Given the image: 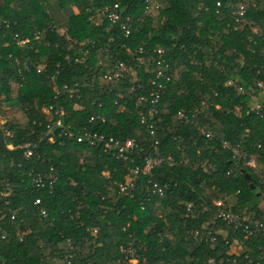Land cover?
Segmentation results:
<instances>
[{
	"label": "trees",
	"instance_id": "1",
	"mask_svg": "<svg viewBox=\"0 0 264 264\" xmlns=\"http://www.w3.org/2000/svg\"><path fill=\"white\" fill-rule=\"evenodd\" d=\"M115 2L0 0V109L16 106L25 118L22 123L7 121L0 126V264H128L130 259L135 264H208L210 259L227 264L233 259L228 255L232 237L242 243L239 260L248 255L264 264V234L249 239L240 232L232 234L230 227L215 219L213 205L223 195L234 198L235 194L234 212L246 209L264 221L258 203L264 194V119L253 112L246 115L241 104L245 98L225 86L230 78L243 86L264 84V26L260 23L264 0L248 16L250 22L261 24L259 35L247 27L241 32L228 29L229 11L224 4L217 7L214 0H164L162 10L142 22H137L142 17V0H124L120 10L132 17L134 25L130 39L116 30L106 33L104 22L94 24L96 10ZM37 33L39 41L34 40ZM24 40L28 42L20 46ZM139 47L154 57L156 49H163L164 59L172 66L173 78L165 84L155 117L154 138L138 118L144 106H138L137 100L145 90L132 84L131 77L102 94L97 83L86 85L93 74L107 70L102 65L104 50L115 61L135 67ZM40 65L44 69L38 72ZM145 71L144 66L135 68L141 77ZM74 83L80 85L79 99L53 91L54 86L60 90ZM75 104L84 107L81 115L63 118L75 131L86 127L116 139L134 140L146 153L153 154L154 148L161 153L163 164L153 171L152 179L138 178L132 198L118 195L116 186L125 181L128 165L99 150L66 138L55 137L53 142L43 138L31 158L23 157L19 147L28 140L37 141L46 131L42 109L52 105L71 115ZM234 105L241 106V117L233 114ZM120 107L123 111H118ZM178 112L196 115L199 121L205 118L213 141L199 138L192 125L178 118ZM101 114L104 123H88L91 116ZM3 129L13 133L8 140L13 150L6 147ZM223 142L242 143L246 161L254 158L256 167L244 166L241 159L234 162ZM203 160L212 161L216 170L203 173ZM228 171H232L229 177ZM36 176L44 188L32 184ZM153 183L168 186L163 196L152 193ZM37 199L39 205H35ZM201 226L213 233H230L229 243L220 236L215 242L193 240L190 232ZM66 240L75 247L72 259H66ZM128 246L133 255L119 251Z\"/></svg>",
	"mask_w": 264,
	"mask_h": 264
},
{
	"label": "built area",
	"instance_id": "2",
	"mask_svg": "<svg viewBox=\"0 0 264 264\" xmlns=\"http://www.w3.org/2000/svg\"><path fill=\"white\" fill-rule=\"evenodd\" d=\"M124 0H116L114 4L105 5L103 9L96 10L95 18L96 21L94 24L100 25L103 22L106 25L105 32H110L112 30L118 31L120 36L124 39H130L134 31L133 19L129 15H123L121 8V3ZM164 0H142V17L137 20V22H142L143 19L147 17H153L154 13L162 10ZM217 7H223L229 11V16L231 22L227 24V28L236 32H241L245 28H249L252 33L259 35L261 24L264 26V19L260 21L259 24H255L249 21V13L257 8L260 0H214ZM208 11V8H205ZM220 12L219 9L216 10V14ZM40 35L37 33L34 35V40L39 41ZM114 36L110 39V42H114ZM28 41L24 40L19 42L20 46L26 45ZM105 59L103 60V66L107 67V70L100 75L93 74L91 80L86 82V85L92 86V84L97 83L100 87V94L103 93L105 88H110L111 85H117L121 82L123 83L127 77H131L132 84H137L139 89L145 90L144 94L137 100V105H143L141 111L138 112V118L140 124L145 126L151 138L155 137V132L157 130V122L155 117L159 114V103L161 100V95L165 88V84L170 83L172 80V66L171 63L164 59V50L161 48L156 49L153 53H156L157 57L153 55L147 56L145 50L142 47H139L137 50V65L131 66L126 65L122 62L115 61L112 59V56H109L108 51H103ZM85 59H81L83 62ZM100 64V63H99ZM145 67V73L141 77L135 72V68ZM152 66V68H151ZM211 66L221 72L222 67L217 63H212ZM44 69L43 65L38 66V72H41ZM182 72L185 69L183 67L179 68ZM144 77L147 79L143 80ZM226 87L230 88L236 95L242 96L245 98V101H242V105L245 107V114L253 112L259 118L264 119V84L262 82H257L251 86L239 85L233 78H230L226 81ZM80 85L74 83L69 86L67 84L63 85L59 90L56 86L53 87V91H56L57 95L59 92L65 95L68 99L77 97L79 99ZM59 90V91H58ZM134 91V86L129 89V94ZM78 95V96H76ZM119 97H122V94H118ZM216 96V95H214ZM117 106V101L114 102ZM206 103L203 102L202 105ZM97 108H102L103 105L100 103L97 105ZM206 106V105H205ZM77 109V107L75 106ZM84 110V108H83ZM215 110H219V106H215ZM118 111H123V107L118 108ZM241 106L234 105L233 114L240 116ZM42 113L45 115L46 124L45 132L41 133L37 138V141H26L21 148L23 150V157L29 159L33 156L34 149L37 147V143L40 142L43 138H47L49 142H53L54 138L62 139L66 138L69 141H75L77 144L85 145L89 149L99 150L101 155L106 157L114 158L118 161L124 162L128 165L127 176L125 181L122 183H117V194L123 197L132 198L138 178L147 177L152 179L154 174L153 171L156 167L163 164L164 158L161 157V153L158 149H153V154L146 153L142 148L131 139L120 140L111 136H107L98 132H93L86 127H82L79 131H75L73 125L64 124L63 118L68 117V114L65 113L63 108L54 109L52 105L44 107ZM177 116L179 119H182L183 123L189 126H193L194 129L198 132V137L205 139L207 141H213L215 138L214 134L210 131L207 124L205 123L206 119L202 118V121L196 120V115H185L182 112H178ZM208 119H210L208 117ZM95 120H100L102 123L106 121L105 117L101 115L91 116L89 118V124L93 123ZM5 124V123H4ZM4 124H0L2 127ZM3 137L7 141L6 147L9 150H13V146L9 143L8 140L13 138L12 131L8 129H3ZM245 135L248 136V130L245 131ZM173 141H176V137H173ZM242 142V141H241ZM158 142H155L156 146ZM241 144L239 143L235 146L230 145L229 143L223 142V149L229 150L231 152V157L234 162L235 160L241 159L245 161L244 166L254 169L256 167V160L250 158L246 161L244 156V150L241 149ZM258 149H261V146L258 145ZM153 155V156H152ZM135 158L140 160L141 164H135ZM167 161L171 162V156H168ZM200 168L203 173L211 174L216 170V165L210 162L209 160H203L200 162ZM232 171H228L226 176H231ZM32 184L36 189H42L45 187L40 176L33 177L31 179ZM150 183V182H149ZM51 188V185H50ZM168 186L161 187L157 183L152 184V193L159 196H163L165 190ZM8 189V188H7ZM10 193V191H9ZM264 195V194H262ZM232 198L229 195H223V197L216 199L213 202L215 207L214 217L217 220H220L225 225L232 229V234L235 232H240L244 236V239H249L252 237H257L261 234H264V221L259 219L253 214L247 212V210L234 212L232 210L235 201V194ZM40 204V199L35 200V205ZM191 204L187 205V209H191ZM40 214L46 216V212L43 209H40ZM187 217V216H186ZM13 219V218H12ZM96 233V230L92 231ZM201 232L203 234H201ZM226 231L218 230L213 233L209 228L201 226L198 230H193L190 232L193 240L197 242H204L210 240L215 242L220 236L224 241L229 243L228 239L230 238V233H224ZM5 234L1 236V239H5ZM230 256H233V259L228 260L227 264H260L259 260L255 261L250 258V256L245 255L242 260L241 254L243 252L242 243L236 237L230 239ZM65 252L66 259H72L73 253L75 252V247L70 240L65 241ZM122 253H128L133 255V250L130 246L127 248H120ZM134 259H130L132 261ZM208 264H215L213 260H208Z\"/></svg>",
	"mask_w": 264,
	"mask_h": 264
},
{
	"label": "rangeland",
	"instance_id": "3",
	"mask_svg": "<svg viewBox=\"0 0 264 264\" xmlns=\"http://www.w3.org/2000/svg\"><path fill=\"white\" fill-rule=\"evenodd\" d=\"M60 33L62 34L63 32L60 31ZM16 94H13V97ZM75 106L77 107V109L75 108ZM83 106L77 105L75 104L72 108V114L69 115L68 117H77L80 116L81 113L84 111L83 110ZM7 121H18L20 123L25 121L24 118V114L20 111V109L16 106H9V105H3L0 109V124H4ZM263 176V175H261ZM260 192L258 190H256L255 195H258ZM259 208L262 212V214L264 215V195L260 194L259 195ZM160 211H157V213ZM120 251V248H119ZM136 261L132 260V261H128V264H135Z\"/></svg>",
	"mask_w": 264,
	"mask_h": 264
},
{
	"label": "water",
	"instance_id": "4",
	"mask_svg": "<svg viewBox=\"0 0 264 264\" xmlns=\"http://www.w3.org/2000/svg\"><path fill=\"white\" fill-rule=\"evenodd\" d=\"M243 173H244L245 178L249 180L250 176L246 172H243ZM251 189L254 190V187L251 186Z\"/></svg>",
	"mask_w": 264,
	"mask_h": 264
}]
</instances>
